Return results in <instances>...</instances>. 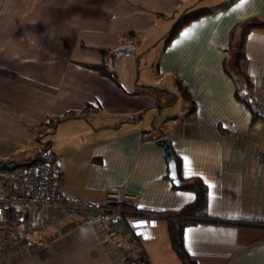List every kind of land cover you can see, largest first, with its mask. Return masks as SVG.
<instances>
[{"label": "crops", "instance_id": "crops-1", "mask_svg": "<svg viewBox=\"0 0 264 264\" xmlns=\"http://www.w3.org/2000/svg\"><path fill=\"white\" fill-rule=\"evenodd\" d=\"M224 1L0 0V160L29 163L45 148L38 136L57 159L61 191L100 206L106 191L122 187L135 195V209L155 214L128 218L133 238L126 239L78 213L18 212L11 221L25 218L27 233L7 240L0 264H126L131 242L150 264H180L158 214L194 195L173 187L156 133L178 158L179 176H196L206 189L213 221L184 227L189 258L264 264V163L255 160L264 152V116L251 120L234 94L264 114V28L245 36L239 68L248 86L223 71L229 30L264 22V0H233L164 41L176 18ZM149 51L154 71L139 68ZM101 64L114 80L90 67ZM162 94L176 98L152 97ZM176 104L164 118L146 117ZM67 114L53 129L45 125ZM14 164L0 168V180L21 167Z\"/></svg>", "mask_w": 264, "mask_h": 264}, {"label": "built area", "instance_id": "built-area-1", "mask_svg": "<svg viewBox=\"0 0 264 264\" xmlns=\"http://www.w3.org/2000/svg\"><path fill=\"white\" fill-rule=\"evenodd\" d=\"M256 161L264 163V152L255 156ZM9 181L0 180V255L9 238L19 241L27 233L28 226L7 220L12 211L32 212L35 210H56L78 213L86 218H94L100 223L118 221L125 213L122 206H134L135 195L115 187L104 194L102 205L94 206L59 189V165L54 153L43 148L29 163L12 171H2ZM137 216L155 217L154 213L135 211ZM126 264H150L131 242V253Z\"/></svg>", "mask_w": 264, "mask_h": 264}, {"label": "trees", "instance_id": "trees-1", "mask_svg": "<svg viewBox=\"0 0 264 264\" xmlns=\"http://www.w3.org/2000/svg\"><path fill=\"white\" fill-rule=\"evenodd\" d=\"M233 0H225L222 4L211 8V9H201L197 11H193L191 13L185 14L183 16H179L176 18L172 26L168 29L166 36L164 38L165 42H168L172 36L186 23H188L190 20L198 17L199 15L213 13L216 11H219L226 6H228ZM264 28V22L256 21L253 19L247 20L246 23H237L235 24L230 30L228 34V42H227V59L223 61V71L224 73L237 85L238 82H240L244 87L248 86V82L246 79L245 74L240 70L239 68V61L243 57V47H244V41L246 34L253 29H261ZM90 67L99 69V72L105 74L108 78L111 80H114V76L110 74L109 69L105 68L104 64H101L100 66H94L90 65ZM176 91L182 98H185L187 95L184 93V89H181L180 83L178 80H174ZM152 91H156L152 87H150ZM166 93V92H165ZM168 94V93H166ZM235 97L244 105V107L247 109V111L250 113L251 120H254L255 118H262L264 116L263 113L259 111V109L252 103V101L248 98H239L236 96L235 91ZM169 102L171 103L176 97L175 95L171 94L169 95ZM140 113L136 114L134 116V119L140 118ZM67 115H61L59 117H55L54 119H48L45 125L50 124L51 129H53L54 125L58 123L60 120L65 118ZM134 121V120H132ZM42 126V125H40ZM44 126V125H43ZM31 128V127H30ZM160 137L159 133H156L154 138ZM35 140L39 141L40 144H43L44 147L48 145V140H45L43 142H40V139L38 136H35ZM174 161H175V172H176V178L180 182L179 188L182 190H187L193 193L194 198L191 202L184 204L180 208L176 210H168L163 211L158 214L159 218H162L166 231H167V237L168 242L171 250L173 253L177 256L178 260L180 261V264H194V262L189 258L187 253L185 252L183 248V241H182V232L184 227L193 225L199 222H209L213 221L211 218L206 216L205 214V197H206V189L202 181L196 177V176H190L187 178H181L179 176L178 170H179V161L178 158L173 155ZM31 162V161H30ZM23 163H16L14 164L15 167L23 166ZM2 171V170H1ZM121 209L123 210L119 220L115 222H109L106 224L108 227L114 230L115 234H118L120 236H125L126 239H132L133 233L130 231L129 227L127 226V220L130 217L137 216L134 212L138 211L135 209L134 206H122ZM20 213L22 211H12L7 217V220H12L16 213ZM26 213V212H25ZM23 219H15L14 221H17L18 223H21L24 221Z\"/></svg>", "mask_w": 264, "mask_h": 264}, {"label": "rangeland", "instance_id": "rangeland-1", "mask_svg": "<svg viewBox=\"0 0 264 264\" xmlns=\"http://www.w3.org/2000/svg\"><path fill=\"white\" fill-rule=\"evenodd\" d=\"M153 55H154V53L152 54V51H149L145 56H142L139 59V65H140L139 68L142 69V65H145V69H144L145 71H147V70H153L154 71V68H155L154 65L157 62V58H156V56H153ZM149 80H152V79L149 78ZM163 80H164V77L162 78L161 83H159L161 87L167 86V85H164V81ZM153 86H157L158 87V85H153ZM152 97L157 102H160V101H165L166 102V101L169 100L168 96L167 95H163V94L161 96H157L156 95V96H152ZM177 106H178V104H176V106H174L173 108H170L169 111L164 110V109H160V108H152L153 110H151V111L146 113V117L150 118L151 116H155V120L164 118L166 116V115H164L165 113H167L168 115L175 113L176 109H177ZM31 129H33V128L31 127ZM14 159H17V158L14 157ZM12 164H14V160L11 161V163L0 165V168L6 167V166H11Z\"/></svg>", "mask_w": 264, "mask_h": 264}, {"label": "water", "instance_id": "water-1", "mask_svg": "<svg viewBox=\"0 0 264 264\" xmlns=\"http://www.w3.org/2000/svg\"><path fill=\"white\" fill-rule=\"evenodd\" d=\"M153 144L160 147L163 152L168 178L171 180L174 186L180 187L181 184L176 178L175 161L168 140L165 137H158L153 141ZM0 163L5 164L6 162L0 160Z\"/></svg>", "mask_w": 264, "mask_h": 264}, {"label": "snow or ice", "instance_id": "snow-or-ice-1", "mask_svg": "<svg viewBox=\"0 0 264 264\" xmlns=\"http://www.w3.org/2000/svg\"><path fill=\"white\" fill-rule=\"evenodd\" d=\"M184 35H188V33L186 32V33H184Z\"/></svg>", "mask_w": 264, "mask_h": 264}]
</instances>
